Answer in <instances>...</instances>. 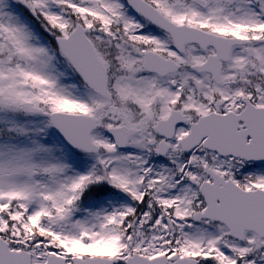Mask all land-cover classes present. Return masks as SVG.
<instances>
[{"label": "snow or ice", "instance_id": "snow-or-ice-1", "mask_svg": "<svg viewBox=\"0 0 264 264\" xmlns=\"http://www.w3.org/2000/svg\"><path fill=\"white\" fill-rule=\"evenodd\" d=\"M0 264H264V0H0Z\"/></svg>", "mask_w": 264, "mask_h": 264}]
</instances>
